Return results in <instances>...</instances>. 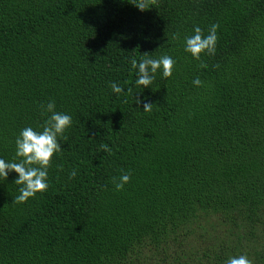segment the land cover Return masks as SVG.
I'll use <instances>...</instances> for the list:
<instances>
[{
    "label": "trees",
    "instance_id": "16d2710c",
    "mask_svg": "<svg viewBox=\"0 0 264 264\" xmlns=\"http://www.w3.org/2000/svg\"><path fill=\"white\" fill-rule=\"evenodd\" d=\"M162 54L172 74L136 85ZM49 100L71 123L45 191L14 203L0 176V264H264V0H0V156Z\"/></svg>",
    "mask_w": 264,
    "mask_h": 264
},
{
    "label": "clouds",
    "instance_id": "9594fccd",
    "mask_svg": "<svg viewBox=\"0 0 264 264\" xmlns=\"http://www.w3.org/2000/svg\"><path fill=\"white\" fill-rule=\"evenodd\" d=\"M138 9H145L143 3L136 4ZM216 24L213 23L207 28V34L202 35V29L199 25H193L192 33L183 37V50L189 53L193 59H199L202 52L213 54L216 43ZM175 60L168 54H162L158 57H146L139 61L133 59L130 61L129 71L134 70V83L142 88H147L151 84L155 75L159 71L161 78H167L172 74ZM192 85L200 86L199 77H194ZM108 87L111 92L119 93L121 88L115 81H109ZM136 104H141L140 98H135ZM153 103L144 100L142 111L151 110ZM47 115L43 121L33 128L24 126L14 136V155L13 159H5L0 156V176L7 177L9 172H15L16 176L13 183L18 185L17 195L12 198L14 203H23L28 198L43 192L48 188V167L50 159L54 153L61 150L59 138H63L64 130L71 123V116L62 111L55 110V104L49 100L42 108L41 115ZM76 175V170L69 171L68 176ZM129 180L127 172H121L118 177H112L111 183L116 190H120ZM222 264H252L249 258L241 253L238 255H229Z\"/></svg>",
    "mask_w": 264,
    "mask_h": 264
}]
</instances>
